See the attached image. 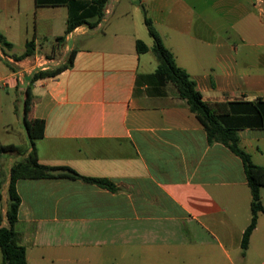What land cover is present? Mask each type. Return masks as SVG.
<instances>
[{
    "label": "crops",
    "instance_id": "1",
    "mask_svg": "<svg viewBox=\"0 0 264 264\" xmlns=\"http://www.w3.org/2000/svg\"><path fill=\"white\" fill-rule=\"evenodd\" d=\"M92 3L0 0V32L13 43L0 46V144L30 151L26 76L59 65L58 57L76 49L73 66L31 83L28 117L45 121L44 135L35 141L38 159L117 185L112 191L80 178L19 179L15 229L28 264H127L165 254L188 264H237L241 256L247 262L252 250L264 264V212L245 255L242 250L252 220L244 163L225 144L209 142L176 86L156 74L141 6L153 24L165 22L188 35L186 64L176 62L206 101H254L264 100V0H108L96 26H77L58 43L70 14ZM220 19L233 23V34L214 26ZM16 35L23 36L19 48ZM31 39L34 54L16 60ZM139 39L148 51L138 52ZM13 111L23 129L11 121ZM238 134L240 146L264 166V127L245 126ZM22 153L0 157L5 226L10 169ZM261 200L264 205V188Z\"/></svg>",
    "mask_w": 264,
    "mask_h": 264
},
{
    "label": "trees",
    "instance_id": "2",
    "mask_svg": "<svg viewBox=\"0 0 264 264\" xmlns=\"http://www.w3.org/2000/svg\"><path fill=\"white\" fill-rule=\"evenodd\" d=\"M108 0H93V3L81 14H70L67 19V26L62 35L56 37V41L61 43L66 36L77 26L87 24L94 27L102 19L104 8ZM40 4V0H38ZM144 22L148 33L153 39L152 51L156 55L158 65L156 74L163 81L172 82L180 97L186 99L190 110L196 114L200 122L204 125L209 142H220L228 146L243 161L248 184L252 193V220L246 228L242 239V250L245 255L249 246L250 236L256 227L257 216L260 211L264 212V205L261 200V189L264 188V166L254 163L250 153L240 146L238 130L242 127H264V100L257 99L241 101H217L209 102L203 97L201 90L197 87L196 81L190 76L189 72L179 66L176 62L173 52L165 46L160 34L156 30L152 19L147 15L143 5ZM96 16L92 21L89 18ZM0 46L2 48H12L13 43L0 32ZM138 52L149 50L148 45L137 40ZM35 41L31 39L26 42V50L20 55H13L16 60L23 59L34 54ZM77 50L72 49L67 59L54 67L37 68L30 75L26 76L28 85L25 89V107L23 120L30 142V151L22 149L13 143L0 144V157L4 153L24 152L23 157L13 163L10 169V180L8 186V206L6 218L8 226L2 225L0 220V249L2 252V264H28L26 256V247L21 243V233L15 229V223L18 219V209L21 203V197L17 190V181L22 178H71L83 179L95 183L109 190H117V185L107 179L100 177H87L79 174L68 166H50L42 164L38 159L36 149V139L43 137L45 130V121L39 118L28 117V105L31 100V83L34 81L54 77L63 70L73 66ZM10 68H14L10 62H7Z\"/></svg>",
    "mask_w": 264,
    "mask_h": 264
},
{
    "label": "rangeland",
    "instance_id": "3",
    "mask_svg": "<svg viewBox=\"0 0 264 264\" xmlns=\"http://www.w3.org/2000/svg\"><path fill=\"white\" fill-rule=\"evenodd\" d=\"M169 1H174V0H169ZM25 18L26 17H22L23 23L26 21ZM154 26H155L157 31L162 33L163 38H164V44L166 42V44L169 47L171 46L173 48L175 59L177 58V61L180 64H186V62H185V57L187 54L186 48L189 45L188 35L187 34L182 35L180 33L173 32L171 29L168 28V26H167V24H165V22L159 23V24H154ZM214 26L220 27L221 30H223V31L226 30L227 32H230L232 34L234 32V29H235V27L231 21L224 20V19H220V21L217 20ZM22 37L23 36H19V35L14 36V38H16L15 40H16V45L18 48L21 46L19 43L22 42V40L20 41V39ZM229 42L234 43L236 41H234L232 39ZM198 43L202 44L203 42L199 41ZM166 44H165V46H167ZM68 54H69V52H67L65 55H62V57H58V58H62V63L67 59ZM29 68H30V66H29ZM3 85H5V84L3 83ZM10 91H11V97H14L15 96L14 90H10ZM16 113L19 114V112H17V111H16ZM10 119L14 123V126L16 128L21 127L23 129V126L21 124H19L17 121V116H15V111L12 112ZM222 263L230 264L229 260H225V262L222 261ZM127 264H188V261L185 259H182L179 255H176V254H174V255L173 254L172 255L171 254H167V255L165 254L163 256V258H161L160 260H156V259H147L146 260L145 259L142 262L139 259H132V260L128 261ZM196 264H204L203 259L196 260ZM237 264H261V260H260L259 256L256 255V253L252 250V252L249 256V259H247V262H245V258L244 257L242 258V256H241L240 259L237 260Z\"/></svg>",
    "mask_w": 264,
    "mask_h": 264
}]
</instances>
